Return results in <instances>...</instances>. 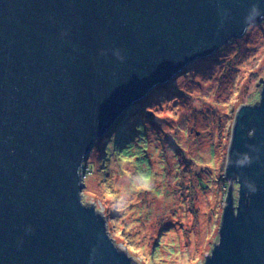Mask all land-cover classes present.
Here are the masks:
<instances>
[{"label":"water","instance_id":"water-1","mask_svg":"<svg viewBox=\"0 0 264 264\" xmlns=\"http://www.w3.org/2000/svg\"><path fill=\"white\" fill-rule=\"evenodd\" d=\"M261 21L264 0H0V264H136L82 203L92 146L154 87ZM257 86L235 116L230 186L203 264H264Z\"/></svg>","mask_w":264,"mask_h":264},{"label":"rangeland","instance_id":"rangeland-1","mask_svg":"<svg viewBox=\"0 0 264 264\" xmlns=\"http://www.w3.org/2000/svg\"><path fill=\"white\" fill-rule=\"evenodd\" d=\"M260 79L264 21L154 87L120 130L129 110L117 120L110 143L108 133L96 140L82 168V203L101 213L113 243L134 263L203 264L230 186L235 116L258 101ZM231 187L236 200L238 186Z\"/></svg>","mask_w":264,"mask_h":264},{"label":"trees","instance_id":"trees-1","mask_svg":"<svg viewBox=\"0 0 264 264\" xmlns=\"http://www.w3.org/2000/svg\"><path fill=\"white\" fill-rule=\"evenodd\" d=\"M179 76V75H178ZM177 76V77H178ZM136 109H139V104L137 103H135L134 105H133V107L131 108V109H129V111L127 112V114L125 115V117L121 120V123H120V120L117 122V130H120L121 129V126H122V122L124 121V119L126 120L127 119V117H128V115H130L132 112H134V111H136ZM134 125V127H133V130L135 129V127H137V124H133ZM115 126H113L110 130H109V132H108V134H107V136L105 137V139H104V143L106 144L107 142L108 143H110V141H111V139H109V137H111V133H112V131H114V129L116 128ZM114 135H115V137L117 136V131H115V133H114ZM129 137H131V135L129 136V135H126V137H125V141H127L126 142V144H129L130 142H131V140L129 141L128 139H129ZM107 143V144H108ZM125 144V145H126ZM116 145H120V143L119 144H116ZM221 180V184H222V186L224 187L226 184H227V182H226V179L225 178H222V179H220ZM184 188V187H183ZM188 193V192H187ZM190 193H191V190H190ZM227 193H228V191H227Z\"/></svg>","mask_w":264,"mask_h":264},{"label":"clouds","instance_id":"clouds-1","mask_svg":"<svg viewBox=\"0 0 264 264\" xmlns=\"http://www.w3.org/2000/svg\"><path fill=\"white\" fill-rule=\"evenodd\" d=\"M253 13H254V14L256 13V8H255V6L253 7ZM245 161H247L248 163L250 162V161L248 160L247 155L244 156V160H243V161L238 160V161H237V165H238V166H242V165H244V162H245ZM253 191H255V189H253Z\"/></svg>","mask_w":264,"mask_h":264}]
</instances>
